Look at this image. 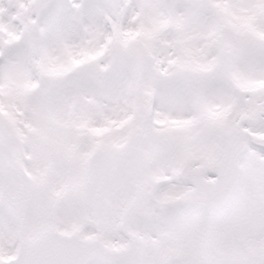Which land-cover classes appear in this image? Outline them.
I'll return each instance as SVG.
<instances>
[{"label": "snow or ice", "instance_id": "6c2138e0", "mask_svg": "<svg viewBox=\"0 0 264 264\" xmlns=\"http://www.w3.org/2000/svg\"><path fill=\"white\" fill-rule=\"evenodd\" d=\"M0 264H264V0H0Z\"/></svg>", "mask_w": 264, "mask_h": 264}]
</instances>
